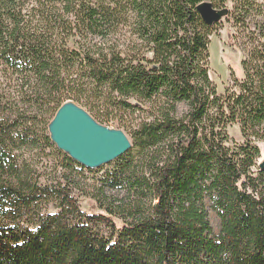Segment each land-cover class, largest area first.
<instances>
[{"label":"trees","instance_id":"1","mask_svg":"<svg viewBox=\"0 0 264 264\" xmlns=\"http://www.w3.org/2000/svg\"><path fill=\"white\" fill-rule=\"evenodd\" d=\"M203 3L227 10L242 54L222 93ZM66 102L129 150L96 169L69 158L48 138ZM260 145L264 1L0 0V264H264Z\"/></svg>","mask_w":264,"mask_h":264},{"label":"water","instance_id":"2","mask_svg":"<svg viewBox=\"0 0 264 264\" xmlns=\"http://www.w3.org/2000/svg\"><path fill=\"white\" fill-rule=\"evenodd\" d=\"M201 20L213 26L227 17V10H214L209 3L197 7ZM51 142L69 158L88 169H96L119 159L131 147L121 131L98 124L85 110L64 103L48 125Z\"/></svg>","mask_w":264,"mask_h":264},{"label":"rangeland","instance_id":"3","mask_svg":"<svg viewBox=\"0 0 264 264\" xmlns=\"http://www.w3.org/2000/svg\"><path fill=\"white\" fill-rule=\"evenodd\" d=\"M261 2L264 0H260ZM228 7V6H227ZM232 20H229L227 17L223 18L220 22L215 24V32L210 37V71H209V77L216 84L217 91L219 93L223 92V89L226 85L230 84L231 80V74L234 73L235 76L238 78L241 77V68L240 63L242 60V54L239 50H237L234 47H231V43L229 40V34L230 32L234 33V28L232 27ZM185 107L179 106L178 113H182L185 111ZM108 129L111 130H117L121 131L129 138L128 132L122 130L119 128L117 123H110L106 125ZM229 132V135L232 137V139L235 142H241L240 133L237 130V127H231L227 130ZM261 154L263 157H261V160H264V147L263 145H260ZM46 165V163H45ZM40 172H42L41 166L37 168ZM45 173H49V170L44 171ZM83 177H81L80 184L82 191L81 196L79 195V205L82 210L89 212V213H98L99 210L95 208V206L89 201L85 200V198L88 197L89 194H91L92 190L89 188L91 185L90 180L88 181V176H90V173H83ZM48 211L53 212L51 204L48 206ZM210 223L213 228V231L215 233L218 232V220L214 213L210 214Z\"/></svg>","mask_w":264,"mask_h":264}]
</instances>
